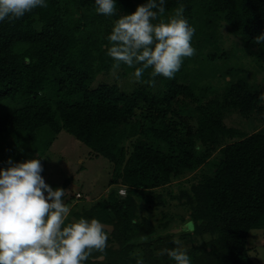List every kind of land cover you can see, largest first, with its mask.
<instances>
[{"label": "trees", "instance_id": "16d2710c", "mask_svg": "<svg viewBox=\"0 0 264 264\" xmlns=\"http://www.w3.org/2000/svg\"><path fill=\"white\" fill-rule=\"evenodd\" d=\"M46 3L0 22V103L21 105L0 114V138L27 136L41 159L65 131L112 164L115 190L93 206L71 207L67 218L113 226L103 264H136L137 251L144 264H174L160 253L177 246L176 230L186 223L194 232L178 240L191 264H254L248 236L264 229V101L258 99L264 77L261 84L256 76L264 72V42L255 43L264 33V0H166L161 19L185 6L196 29V55L185 59L174 79L157 77L155 86L138 82L132 91L93 84L113 71L106 37L114 21L145 0H116L112 17L98 15L95 0ZM223 28L257 61L254 78L244 65L224 66ZM116 71L127 78L134 69ZM173 201L190 217L162 213L152 220L154 209ZM96 255L86 263L95 264Z\"/></svg>", "mask_w": 264, "mask_h": 264}, {"label": "clouds", "instance_id": "9594fccd", "mask_svg": "<svg viewBox=\"0 0 264 264\" xmlns=\"http://www.w3.org/2000/svg\"><path fill=\"white\" fill-rule=\"evenodd\" d=\"M47 6L46 0H0V22H14ZM94 6L98 15H116V0H95ZM165 6L166 0H145L134 13L114 21L106 37V55L113 61V71L127 66L134 69L131 75L137 82L155 86L157 77L174 79L185 59L196 55L192 45L196 29L184 16L185 6L180 4L161 19ZM261 42L264 33L255 39L256 44ZM148 70L150 79L143 80ZM258 99L264 101V92ZM41 159L16 162L9 158L7 167L0 168V264H86L94 253L98 254L95 264H103L110 227L95 218L68 221L66 191L46 183ZM122 189L126 196L127 189L122 186L118 191L125 198ZM173 243L177 246L160 254L174 264H191L180 241ZM132 255L138 257L136 264H144L142 253Z\"/></svg>", "mask_w": 264, "mask_h": 264}, {"label": "rangeland", "instance_id": "374dc122", "mask_svg": "<svg viewBox=\"0 0 264 264\" xmlns=\"http://www.w3.org/2000/svg\"><path fill=\"white\" fill-rule=\"evenodd\" d=\"M221 32L222 36H224V49L228 53L227 59L223 61L224 66L233 65L235 62L244 65L248 69L246 71H249V77L254 78L253 76L256 74L255 70L259 71L260 68L259 65L256 64L257 61L254 60V57L248 55L243 41L241 44L240 40L229 35L225 28H223ZM235 44L239 47L235 46ZM260 73L256 76L258 78L257 81L262 84L264 72L262 74ZM227 80H229V78H227ZM102 82L110 84L117 83L125 91H132L138 84L134 76L129 75L127 78L120 77L117 71H112L108 75H99L93 85L96 86ZM20 107L21 105H19V102L13 100L3 101L0 103V114L6 116ZM36 147L37 145L35 146V143L27 136L8 140H2L1 137L0 168L7 167L6 162L9 158L17 162L36 159L38 156L37 151L35 152ZM91 153L92 151L89 147L65 131L61 132L48 151L41 153V163L44 168L42 175L46 183L53 189H56L62 188L65 182H70L68 187L64 189L67 195L65 203L69 205L70 210L72 209L71 207L78 204L85 205L86 207L93 206L96 201L98 202L101 198H105L110 192L115 190V186L110 187L113 173L112 164L103 157H94ZM189 179H191V176L176 181L172 186L177 187ZM77 188H81V191ZM78 192H80L81 197L77 196ZM159 192L163 199L169 201L164 191L159 190ZM69 199H73L71 203H68ZM173 202L171 203L172 206H169V202L166 205H157L158 207L154 209L155 212L153 213L154 216L152 220L154 221L157 218H161L162 213H178L185 215L186 219L190 217L185 209L176 207L174 204L177 203ZM143 216H149V213L145 211ZM175 220L176 222H181L177 218H175ZM182 224L175 223L173 226L179 227ZM188 232H194L191 223H186L183 228L177 229L176 238L178 239L182 234ZM180 245L186 244L181 242ZM248 247L250 248L249 256L254 261V264H264V229L250 231L248 236Z\"/></svg>", "mask_w": 264, "mask_h": 264}, {"label": "built area", "instance_id": "2783aa9c", "mask_svg": "<svg viewBox=\"0 0 264 264\" xmlns=\"http://www.w3.org/2000/svg\"><path fill=\"white\" fill-rule=\"evenodd\" d=\"M120 194H121L122 196H126V190L122 189V190L120 191ZM77 196H78V197H81V195H80L79 193L77 194Z\"/></svg>", "mask_w": 264, "mask_h": 264}, {"label": "water", "instance_id": "95a60500", "mask_svg": "<svg viewBox=\"0 0 264 264\" xmlns=\"http://www.w3.org/2000/svg\"><path fill=\"white\" fill-rule=\"evenodd\" d=\"M107 226H109V225H107ZM110 227V229H111V231L110 232H112L113 231V226H109Z\"/></svg>", "mask_w": 264, "mask_h": 264}, {"label": "crops", "instance_id": "0c3cea01", "mask_svg": "<svg viewBox=\"0 0 264 264\" xmlns=\"http://www.w3.org/2000/svg\"><path fill=\"white\" fill-rule=\"evenodd\" d=\"M110 187H111V186H110ZM110 187H109V188H110ZM77 189H80V191H81V188H77Z\"/></svg>", "mask_w": 264, "mask_h": 264}]
</instances>
